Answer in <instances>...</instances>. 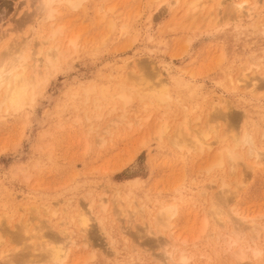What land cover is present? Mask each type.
Wrapping results in <instances>:
<instances>
[{
	"label": "rangeland",
	"instance_id": "374dc122",
	"mask_svg": "<svg viewBox=\"0 0 264 264\" xmlns=\"http://www.w3.org/2000/svg\"><path fill=\"white\" fill-rule=\"evenodd\" d=\"M33 1L0 0V31L19 26L12 31L16 34L11 33L17 35L15 43L27 42L25 49L37 52L44 35L32 31L23 41L28 25H19L35 15ZM191 1L89 0L84 11L64 17V38L77 40L73 55L72 49L69 52L71 59L61 61L50 75L28 117L0 122V249L8 250L7 258L9 253L16 258L22 252L11 233L27 224L21 231L27 230L24 238L31 237L26 243L35 256L39 255L35 249L49 241L41 240L40 234L35 237L34 231L58 239L71 237L74 246L66 264H84L92 251L97 253V264H170L162 253L175 247L186 248L193 264H257L251 258L238 259L239 248L231 241L240 236L250 244H264V162L245 159L234 174L209 172L221 148L220 138L209 134L205 142L210 146L202 150L189 148L186 140L195 141L194 133L212 125L206 122L209 104L220 103V96L226 100L220 111H232L234 122L229 118L213 126L218 131H239L251 125L264 148V0H248L245 7L256 15L241 21L232 19L231 0H202L197 11L204 9L192 11L194 17L188 14L191 20H186ZM110 7L111 15L106 12ZM110 19L113 30L106 23ZM11 37L0 40V50L14 42ZM131 60L141 61L155 80L159 74L167 78L174 102L157 105L134 92L124 107L111 98L123 82L119 68ZM240 70L255 78L253 92L230 86L227 77L240 78ZM102 86L108 87L109 96L99 100ZM185 121H189V138L178 135ZM160 126L164 133L158 139ZM176 134L185 138L181 139L185 147L173 145L172 138L179 141ZM222 194L225 215L214 222L209 206ZM99 195L106 198L104 213L96 205ZM166 204H175L178 211L160 231L153 221ZM77 207L89 214L87 238L78 233ZM99 216L103 226L98 225ZM4 259L0 264L12 262ZM14 259L11 264H20Z\"/></svg>",
	"mask_w": 264,
	"mask_h": 264
},
{
	"label": "clouds",
	"instance_id": "9594fccd",
	"mask_svg": "<svg viewBox=\"0 0 264 264\" xmlns=\"http://www.w3.org/2000/svg\"><path fill=\"white\" fill-rule=\"evenodd\" d=\"M89 0H35L36 13L32 31L43 34L49 43L46 53L39 56L30 49L8 48L0 52V122L28 117L37 107L50 75L60 64L64 51L61 47L67 28L64 17L78 14L88 6ZM121 100L126 97L121 95ZM220 138L221 148L217 158L211 161L209 172L236 173L245 160L264 162V148L256 128L249 125L239 131H218L215 126L207 130ZM175 205L161 207V215L172 218L177 213ZM231 246L239 248L238 259L255 260L264 264V244H250L243 237H233ZM50 264H66L67 252L62 245H47ZM163 255L170 264H193L194 257L183 247L167 248ZM97 253L88 255L86 264H97Z\"/></svg>",
	"mask_w": 264,
	"mask_h": 264
},
{
	"label": "bare ground",
	"instance_id": "6f19581e",
	"mask_svg": "<svg viewBox=\"0 0 264 264\" xmlns=\"http://www.w3.org/2000/svg\"><path fill=\"white\" fill-rule=\"evenodd\" d=\"M26 1H28V0H26ZM35 1V0H34ZM33 1V2H34ZM230 1V0H229ZM233 3H231L233 6V8L232 9H234V11H232V13H233V17H232V19L235 21V20H238V21H241V19H243L244 17H254L256 14L253 12V10L252 9H250L249 7H245V5H247V3H248V0H231ZM32 2V3H33ZM180 2V0H176V3L178 4ZM207 2V1H206ZM26 3H28V2H26ZM175 2H174V4H176ZM185 3H186V1H185ZM201 3H202V0H193V1H191V3L190 4H187L189 7H187V5H186V7H187V9L185 10V11H187V15H186V17L188 16V14L190 15V16H188V17H194V16H192V11H197V9H199L200 7H201ZM204 4H205V2H203ZM34 4V3H33ZM182 4H184V3H182ZM172 6V4H168V7L170 8ZM218 6H221V4L220 3H218ZM99 8H101V7H99ZM98 8V9H99ZM111 8V7H110ZM108 9L107 8V10H106V12H109L110 13V15L113 13L112 12V10H113V8H111V9ZM169 8H167V9H169ZM97 9V10H98ZM204 9V6H203V8H202V10ZM202 10H200V11H197L198 13H200ZM100 11V10H99ZM34 12V11H33ZM196 12V13H197ZM35 13H36V9H35ZM184 13H186V12H184ZM196 13H194V14H196ZM110 15L108 16V17H110ZM34 16L35 15H33V16H28V17H30L31 19H29V20H27L26 22L24 21V19H23V21H21V23H19V25H23L24 23L25 24H27L28 26H27V33H28V36L26 37V38H24L23 39V41H27L28 40V38H29V36L31 37V34H32V27H33V24H34ZM104 17H106V13L104 12V13H102V15L100 16V18H102V22H103V19H104ZM187 17V18H188ZM27 19V18H26ZM106 20H107V18H105ZM109 19V18H108ZM193 19V18H192ZM101 20V19H100ZM186 20H191V19H186ZM105 21V20H104ZM152 21H153V19H149V24H151L152 23ZM99 23V22H98ZM106 23H108L109 24V26H110V30H113V28H114V20L113 21H111V19H110V22L109 21H107ZM24 24V25H25ZM2 26V25H1ZM108 26V25H107ZM124 27H126V26H124ZM17 29H19V26H17L16 27ZM15 28V29H16ZM15 29H13V28H10V29H8V30H2L3 31V33H1L2 31H0V40H3L4 39V37L6 36V35H11L12 37V39L10 40L11 42H13V43H11V45L8 43V44H6V46L5 47H3V49L2 50H0V52H2V51H4V50H6V49H8V48H11V49H25V44H27V42H25L24 44H21V43H15L16 42V40H17V38H16V36L14 35V37H13V35L12 34H16V32H14V33H12V31H15ZM16 29V30H17ZM125 30V29H124ZM126 31V30H125ZM12 33V34H11ZM37 34V33H36ZM73 35V34H72ZM76 35V34H75ZM69 36V35H68ZM68 36H66V37H68ZM38 38H40V36L38 35ZM69 38V37H68ZM79 38V37H78ZM33 39H35V38H33ZM64 39H66V38H64ZM63 39V40H64ZM67 40V39H66ZM45 41V42H44ZM44 41H40L39 42V45L38 46H40L39 48H38V51L37 52H32L33 54H35V55H37V56H39L41 53H46L47 52V49L49 48V43H48V41L45 39ZM77 40H76V37H73V36H70V38L67 40V41H65V43H66V45H64V43H63V45H64V47H62V49H63V51H64V56L62 57V59H61V61H68L69 59H71V56L73 55V50H76L75 48H76V42ZM48 44V47H46L45 49L43 48V46H44V44ZM78 46V45H77ZM35 48V47H34ZM27 49V48H26ZM71 49H72V55L70 56V53H71ZM33 50V49H32ZM31 50V51H32ZM70 52V53H69ZM76 51H74V53H75ZM138 57V56H137ZM137 57H135V58H137ZM132 59V58H131ZM138 59V58H137ZM128 60V59H127ZM60 61V62H61ZM143 63L141 62V61H138V60H131L130 62L129 61H127V62H124V65L121 67V68H119V74H121L123 77H122V79L121 80H123V82H121V84H118V85H116L117 86V88L115 89V91H114V94H113V96H111V98L113 97L116 101H119V102H121L122 103V106L124 105V107L130 102V99H131V97L133 96V94H135L136 93V95H139V96H142L141 97V99L142 98H146L147 97V99H150L151 101H153V103H155V104H157V105H168V102L172 99V97H173V92H174V90H172L171 88H170V86L172 85L171 83H170V81L166 78V79H161V75L159 74L158 76H156L157 77V79L155 80L154 79V76L152 75V74H149V73H147V72H145L144 71V66L142 65ZM60 65V64H59ZM255 65H257V64H255ZM140 66H141V69H140ZM254 66V65H253ZM59 68V67H58ZM256 68V67H255ZM258 68V67H257ZM58 70V69H57ZM139 70H141L140 72H139ZM249 70V69H248ZM252 70V69H251ZM241 70H240V73L239 74H241ZM243 73V72H242ZM245 73V72H244ZM242 74V75H240V78H234V79H232L231 78V75L229 74V76L227 77L228 78V82H229V84H230V86H232V88H233V90H235V91H237V90H239V89H241V90H243V91H245V90H250V93L251 92H253L256 88H257V85H256V80H255V78H250V77H247V75L246 74ZM166 74H168V72H166ZM223 75V74H222ZM227 75V74H226ZM111 77V76H110ZM118 77V76H117ZM121 77V76H120ZM235 77V76H234ZM253 77V76H252ZM246 78L247 79H249V81L248 80H246ZM224 79V78H223ZM112 80H115V79H112ZM172 80H174V79H172ZM176 82H179V80L178 79H176L175 80ZM219 81H220V79H219ZM223 81V80H222ZM125 82H127L128 83V86H129V83L131 84L130 86L131 87H126L125 86ZM221 82V81H220ZM116 83V82H115ZM184 83V82H183ZM225 83V82H224ZM108 84H110V82L108 83ZM177 85V87H178V84H176ZM181 85V84H180ZM185 85V84H184ZM226 86V85H225ZM263 87H264V84L262 85ZM47 87V86H46ZM115 87V86H114ZM176 87V86H175ZM176 87V88H177ZM227 87V86H226ZM92 88V87H91ZM91 88H89V89H91ZM128 88H129V90H131V91H129L128 90ZM112 90V89H111ZM183 90V89H182ZM92 91H94V89H92ZM99 92H97V96L100 98H98L99 100H101L102 98H104V97H108L109 95H108V92H109V90H108V87H104V86H102V87H100V89L98 90ZM242 91V92H243ZM135 92V93H134ZM189 92H191V91H189ZM112 93H113V91H112ZM179 93V92H178ZM183 93H185V92H183ZM88 94H89V91L87 90H85V96H87L88 97ZM91 94V93H90ZM177 94V93H176ZM187 94H189V96H190V93H187ZM95 95V94H94ZM121 95H123L124 97H126V99L125 100H121V99H119V97L121 96ZM135 95V96H136ZM222 96V95H221ZM87 97H85V98H87ZM134 97V96H133ZM132 97V98H133ZM96 98V97H95ZM137 98H140V97H137ZM106 100V99H105ZM108 100V99H107ZM87 101V100H86ZM219 101H220V103H217L216 101L214 102V101H212L211 102V104H209L208 106H209V110H208V119L207 118H204L205 120H206V122L208 123V124H212L211 126H213V124L215 125V124H218L219 122H223V120L224 121H226V120H228L229 118L230 119H233L234 117H235V115H234V113H233V115L231 114L232 113V111H231V113L229 112V113H227V114H225V112H221L220 111V109H223L224 107V105L226 104V100H224V98L223 97H220L219 96ZM94 102L97 104V100L95 99L94 100ZM93 102V103H94ZM132 102V101H131ZM174 101H173V99H172V103H173ZM152 103V102H151ZM179 103V102H178ZM264 103V102H263ZM177 104V103H176ZM153 106V105H152ZM95 107H99V105H96ZM158 107V106H157ZM113 108V107H112ZM165 108V107H164ZM225 109H226V107H225ZM225 111H227V110H225ZM263 114H264V112H263ZM123 115V114H122ZM125 115V114H124ZM124 115L123 116H121L120 115V117H124ZM234 116V117H233ZM237 116V115H236ZM233 117V118H232ZM239 117V116H238ZM238 117H236V118H238ZM236 118H235V120H236ZM243 118H244V115H243ZM27 119V118H26ZM119 119V118H118ZM29 120V119H28ZM113 120V119H112ZM222 120V121H221ZM238 120V119H237ZM236 120V121H237ZM117 121V120H116ZM232 121V120H231ZM115 122V120H113V123ZM118 122V121H117ZM189 122V121H188ZM188 122H186L185 121V123H184V127H182L181 128V130H180V132H178V135L179 136H185V138L187 137V135L188 134H191V133H189L191 130H190V128L188 127ZM227 122V121H226ZM230 122V121H229ZM228 122V123H229ZM233 122H234V119H233ZM232 122V123H233ZM28 123V122H27ZM112 123V124H113ZM230 124V123H229ZM246 125V124H245ZM244 125V126H245ZM25 126V125H24ZM27 126V125H26ZM112 126V125H111ZM161 126H163V128H164V126H165V124H163V125H161ZM160 126V128H159V130H158V134H159V137H157L158 139H160L161 137H162V134L164 133V131L161 129L162 127ZM216 127V126H215ZM257 127V126H256ZM166 129V128H165ZM21 130V129H20ZM199 130H201V129H199ZM204 130V129H203ZM200 131L199 132V134H200V137H199V134H197V133H194L196 136H197V139L195 140V141H193V142H191V140L192 139H190V141L188 140H186V142H188L189 144H187V145H190V143H191V147H189V148H195L196 146H198V148L200 149V150H202V149H204L205 147H209L210 145L208 144V143H206L205 141L207 140V137H208V133H207V129H206V131L204 130V131ZM175 132H176V130H175ZM264 133V132H263ZM156 135H157V133H156ZM175 135V134H174ZM177 135V134H176ZM177 135V138H178V140L180 141L181 139H183V140H185V138L184 137H179ZM190 137H191V135H189ZM176 137V136H175ZM187 138H189V137H187ZM191 138H193V139H195L194 137H191ZM263 138H264V134H263ZM183 140H181V142H179V141H177V139H175V138H172V143H173V145H175V146H177V147H179V148H183V147H185V146H183L184 144H186V143H184L183 142ZM183 142V145L181 144ZM198 144V145H197ZM183 146V147H182ZM218 154V153H217ZM217 158V157H216ZM133 181V180H132ZM223 186H225V184L223 183L222 184ZM132 187V186H131ZM130 187V188H131ZM126 188H128V187H126ZM128 190V189H127ZM130 190V189H129ZM116 192V191H115ZM103 193L104 192H102V195H103ZM127 194V197L129 198V193H128V191L126 192ZM224 193H226V191H224ZM114 195L115 196H117V194L116 193H114ZM100 196V195H99ZM104 197H105V195H104ZM220 197V200H217V201H215V202H211V205L209 206L210 207V209H209V212H208V214L211 216V219H213L214 218V222H217L218 220L220 221V217L221 216H223V215H225V208H224V206H223V201H225L226 200V196L224 195V194H222V195H220L219 196ZM99 199H98V203L96 204V205H99L101 208H98V209H102L101 211H103V213H104V211H106V206H107V202L105 201V199H103L102 198V196H100V197H98ZM114 201H116L115 200V198H114ZM91 203L93 204V203H95V201L93 200V201H91ZM89 204V203H88ZM85 205V204H84ZM83 205V206H84ZM115 205H116V203H115ZM172 205H175V204H172ZM94 207H95V204L93 205ZM44 207V206H43ZM45 207H46V205H45ZM80 207H81V205H80ZM89 208H91V205L89 204V206H88ZM87 208V207H86ZM47 209H49V207L47 208ZM77 212L75 213L76 214V216L75 217H77L78 218V221H77V226L79 227L78 229H79V231H78V233L79 232H81L83 235H84V237H86L87 235V232H88V227H89V217L87 218V216H89V214L87 215L85 212H83V208H82V210L81 209H79L78 207H77ZM88 209V208H87ZM142 209H143V207H142ZM142 209L140 208L139 210H141V212H143L142 211ZM85 210V209H84ZM112 210V209H111ZM113 210H114V208H113ZM86 211H88V213H89V209L88 210H86ZM100 211V210H99ZM100 211V212H101ZM137 212H138V210H137ZM102 213V212H101ZM102 213V214H103ZM125 213V212H124ZM128 213V212H127ZM238 213V212H237ZM237 213H236V215H237ZM129 214V213H128ZM208 214L206 213V215L208 216ZM74 217V218H75ZM95 217V216H94ZM127 217V216H126ZM20 218V217H19ZM22 218V217H21ZM97 218H100V220H98V225H101V226H103V224H102V221H101V219H102V216L100 217H97ZM208 218H210V217H208ZM73 219V218H72ZM171 218H169V217H166V216H163V215H161V212L160 211H158V213L156 214V217L154 218V221H153V223H154V225H155V228H157L158 230H160V231H162L163 230V228H164V224L166 223L165 222V220L167 221V220H170ZM207 219V218H206ZM95 220V219H94ZM97 220V219H96ZM95 220V221H96ZM105 219H104V216H103V221H104ZM21 221V220H20ZM222 222H223V220H222ZM222 222H219V223H221V224H223ZM26 225V229H27V224H24V226ZM44 225V224H43ZM224 225V224H223ZM19 226V225H18ZM41 226V225H40ZM40 226H38L39 228H40ZM42 227V226H41ZM44 227H45V225H44ZM2 228V226H1V221H0V229ZM20 229H18V228H14L16 231L15 232H12L11 233V235H12V238L14 239V241H16L17 243H19L20 245H21V247H19L21 250H22V252L20 253V254H15V256H16V258L15 257H13V254L12 253H9V257H10V255L12 254V257H6V255L8 256V254H7V252H8V250L6 251V252H4V251H2V249H0V257H1V259H4V257H6L7 259H8V261L7 262H10L11 260H12V262H13V259L15 258L16 259V261H15V259H14V261L15 262H18V263H20V264H36V263H40V262H42V261H48L49 263H50V259H49V254H48V251H47V245H49V244H55V245H62L64 248H65V250H66V252H67V258H68V254H69V249H70V246H72L73 244H74V241L71 239V237L69 236V235H67L65 238H63V239H58V238H56V235H53V234H44L43 232H41V231H34V236L35 237H38V235L40 234V239L41 240H48L49 241V243L48 242H46L45 244H44V242H42L41 243V245H37V247L38 246H42L43 244V247H38V249H35V251H38L39 252V255L38 256H35L34 255V252L33 253H31V251L32 250H30V254H29V247L31 246V245H27V243H28V240L29 239H31V237L29 236V237H27V239L26 238H24L25 236V232L27 233V230L26 231H24V232H22L21 230L22 229H25L22 225L19 227ZM22 228V229H21ZM13 229V230H14ZM33 229V228H32ZM42 229V228H41ZM51 229V228H50ZM44 230V229H43ZM12 231V230H11ZM32 231V230H31ZM30 231V232H31ZM63 232H65L64 230H62ZM76 231V232H77ZM21 232H22V234H21ZM32 233V232H31ZM80 233V234H81ZM123 233V232H122ZM24 234V235H23ZM64 234V233H63ZM66 234V233H65ZM64 234V235H65ZM121 234V233H120ZM126 234V233H125ZM86 235V236H85ZM34 237V238H35ZM38 237V238H39ZM80 237H82V236H80ZM37 238V239H38ZM87 238V237H86ZM41 240H39L40 242H41ZM82 240V239H81ZM87 240V239H86ZM38 241V242H39ZM88 241V240H87ZM27 242V243H26ZM37 242V241H36ZM37 242V243H38ZM82 242H85V240L84 241H82ZM81 242V243H82ZM33 243V242H32ZM31 243V244H32ZM34 244V243H33ZM85 244H87L86 242H85ZM88 245V244H87ZM0 246H1V242H0ZM74 246V245H73ZM80 246H81V244H80ZM15 247H17V246H15ZM34 247V246H33ZM76 247V246H75ZM36 248V247H35ZM18 249V248H17ZM16 249V251H18ZM28 249V250H27ZM14 250H15V248H14ZM14 250L12 251V252H14ZM9 251H11V250H9ZM28 253H27V252ZM33 251H34V249H33ZM19 252H20V250H19ZM37 252V253H38ZM6 253V254H5ZM4 254V255H3ZM163 254V253H162ZM4 257H3V256ZM19 255H20V257H19ZM31 255H34V257H31ZM18 256V257H17ZM3 257V258H2ZM31 257V258H30ZM4 259V261L5 260H7V259ZM12 258V259H11ZM1 259H0V261H1ZM166 260L167 261H169L167 258H166ZM2 262H3V260H2ZM12 262H10V264L12 263ZM14 262V263H15ZM86 262H87V260L85 261V263L84 264H86ZM4 263V262H3ZM4 264H6V263H4ZM8 264V263H7Z\"/></svg>",
	"mask_w": 264,
	"mask_h": 264
}]
</instances>
